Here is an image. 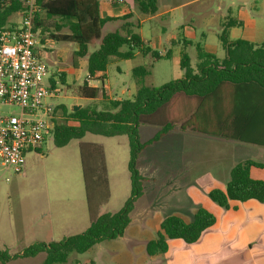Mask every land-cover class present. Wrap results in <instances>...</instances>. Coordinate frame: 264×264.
I'll return each mask as SVG.
<instances>
[{
  "label": "rangeland",
  "instance_id": "1",
  "mask_svg": "<svg viewBox=\"0 0 264 264\" xmlns=\"http://www.w3.org/2000/svg\"><path fill=\"white\" fill-rule=\"evenodd\" d=\"M103 6L100 8L103 9ZM241 14L249 21L234 28L229 38L234 40L251 37L257 43L264 44V0H198L179 12L176 10L163 18L144 22V36L151 44H154L153 38L157 39L162 30L166 29L174 37H179V45H174L172 58L155 63L151 62L150 57L141 55L132 60L111 58L106 67L109 93L119 99H131L134 93L123 94L121 91L136 85L137 78L132 70L140 66L149 69V74L142 78L143 85L147 87H159L181 78L183 71L178 64L181 52L188 55L192 67L196 63L197 49L211 52L222 59L224 51L218 39L221 24L226 17L238 20ZM21 16L12 15L10 23L15 25ZM40 18L46 27L43 34L41 29L36 31L37 37L45 44L40 49L41 60L46 64L49 75L63 72L66 77V85L58 86L60 96L48 101L54 104L50 121L54 124L64 121L63 113L58 108L60 105L67 111L72 106L108 110V99L100 98L95 101L76 97V88L87 75L88 55L98 49L99 42L88 47L85 57H77L76 44L49 39L51 37L48 34L56 33L55 24L62 22L56 18L45 19L43 15ZM184 27L192 33L188 44L183 43ZM110 31L112 29L104 27L101 34L103 36ZM60 33L67 34L66 27H62ZM155 46V50H158V46ZM124 50L126 48L121 49ZM75 69L78 71L77 79ZM0 112L4 115H17L19 108L4 106L0 108ZM38 114L48 121L45 115ZM159 128L156 125L140 124V141L150 139ZM174 129L140 154L137 166L140 174L146 176L147 182L143 184L142 197L135 202L130 214L131 221L124 235L100 242L83 254L71 253L65 263L58 264H164L161 254L147 256L145 245L155 238L160 220L176 214L174 207H166L165 204L176 198L177 191L162 188L156 190L154 187L159 181L172 184L173 172L165 176L161 172L162 169L174 167L183 148L188 149L192 144L202 153L211 147L209 143L198 139L187 143L184 141L187 140L185 135H177ZM241 147L236 160L252 159L264 163V148L247 145ZM81 152L90 169H95L98 165L104 169V184L96 181L95 174L91 176L90 181L93 182L89 199L82 173ZM127 162L126 136L107 138L86 134L80 140H71L63 147H56L49 134L39 149L25 153L22 174L13 176L8 182L0 181V252L7 251L14 255L38 241L46 244L59 242L65 237L82 233L89 226L92 215L97 217L103 213L117 212L130 193ZM257 173L264 174V171L259 170ZM196 176L199 178L198 186H204V175H188ZM161 205L164 208H159ZM187 215L185 213L184 218H193L189 215L186 217ZM42 257L39 254L33 258H17L4 264H38Z\"/></svg>",
  "mask_w": 264,
  "mask_h": 264
},
{
  "label": "trees",
  "instance_id": "2",
  "mask_svg": "<svg viewBox=\"0 0 264 264\" xmlns=\"http://www.w3.org/2000/svg\"><path fill=\"white\" fill-rule=\"evenodd\" d=\"M134 3L140 14L153 15L156 12L157 0H134ZM35 6L37 10L34 31L41 29V34L46 31L41 15L45 19H58L62 24H55L56 33L50 34V37L55 41L76 44L77 57H85L88 47L99 42L98 49L87 58L88 79L104 73L111 58L132 60L139 54L150 56L152 63L168 58V53L161 55L151 50L137 33L130 30L124 34L112 31L102 36L101 30L109 19L100 16L98 0H35ZM24 10L23 0H0V32L13 29L15 25L10 23L11 16L22 15ZM236 26H240V22L231 18H227L221 25L218 39L224 51L222 59L197 49V61L192 67L190 58L183 52L179 63L183 71L181 79L171 80L159 87H147L143 85L142 78L149 74V69L140 66L132 70L137 78V90L131 99L108 100V110L101 111L81 107L72 112L67 111L62 105L58 107L63 113L64 121L59 124L53 123L50 131L56 147H63L71 140H80L86 134L107 138L126 136L129 196L117 212L103 213L97 217L92 215L89 226L82 233L65 237L59 242L47 244L35 242L21 254L10 255L7 251H1L0 263L4 264L17 258H33L39 254L45 255L41 264L65 263L71 253L83 254L100 242L121 237L130 222L135 202L143 195V184L146 179L139 173L138 158L146 147L158 142L173 128L177 122L174 118V106L179 97L211 99L224 84L252 86L264 97V45H256L242 39L230 40L229 30ZM62 27H66L67 34L60 33ZM122 48L126 50L121 51ZM104 79V76L99 78L102 81ZM48 84L51 87L56 86L50 78ZM76 95L89 100L105 98L102 87L91 88L86 84L76 88ZM262 104L263 101L261 106ZM254 118L264 124V115L258 114ZM140 124L156 125L160 128L149 140L141 142L138 131ZM180 127L183 130L190 128L194 132L264 147V139H247L228 127L207 131L191 117ZM263 127L261 125V128ZM81 154L85 190L89 199L90 186L93 182L90 178L95 174L96 181L104 184V169L99 165L95 169H90L83 152ZM251 168L264 169V164L254 160H244L235 164L229 172L225 189L210 190L208 198L223 209L229 207V201L256 200L263 203L264 181L252 179ZM214 223L215 217L200 207L189 222L179 216L168 215L159 223L155 238L146 243V254L154 256L165 253L167 240L181 239L187 244H192Z\"/></svg>",
  "mask_w": 264,
  "mask_h": 264
},
{
  "label": "crops",
  "instance_id": "3",
  "mask_svg": "<svg viewBox=\"0 0 264 264\" xmlns=\"http://www.w3.org/2000/svg\"><path fill=\"white\" fill-rule=\"evenodd\" d=\"M98 1L100 16L103 19H109L103 28L108 27L112 31H118L121 34H124L127 30L137 33L151 50L161 55L168 53V58H162L159 60L161 61L172 58L173 47L174 45H179L180 39L179 37H174L168 30L163 29L159 36L156 37L157 39L153 38L154 44H151L144 36L143 23L163 18L176 10L179 12L181 9L192 6L198 0H157V9L153 15L138 13L134 0ZM101 5H104L103 9L100 8ZM127 16L130 17L127 18ZM227 18L230 17H226L225 20ZM20 20L21 18L15 23V26L19 24ZM233 20L240 22V26L232 27L229 30V35L234 28L243 26V23L248 18L244 14H241L238 20ZM187 30L188 28H183L184 32H188ZM184 32L183 37L185 41L183 43L188 44L192 33L188 32L185 34ZM48 35L50 36V34ZM242 40L256 45H264L263 43H257L251 37L242 38ZM40 43L45 46L44 41L41 42L40 40ZM155 45L158 46V50H155ZM182 53H180V57ZM138 55L136 54L135 57ZM180 57L178 64L180 63ZM113 59L121 60L117 58ZM77 72V69H75V79L78 78ZM101 76L105 77L103 81L99 80ZM49 78L52 79L57 87L59 84L66 85V77L63 72L50 74ZM87 78L88 73L83 82L78 86L86 84L91 88L102 87L105 94V98L103 99L123 100L109 93V87L106 84V70L104 73L96 74L92 79L87 80ZM136 90L137 84L131 85L121 92L123 94L129 92L132 95L133 93L135 94ZM76 97L78 96L76 95ZM100 98L94 100L96 101ZM262 101L264 102V97L258 94L254 87L247 85L234 86L231 84L222 85L211 99L201 100L179 97L176 100L174 118L177 122L171 130L175 128L174 130L177 135H185L187 140L184 141H187V143H192V140L198 139L209 143L211 147L210 150L202 153L198 152L192 144L188 149L183 148L177 156L174 167L172 169H162L163 171L161 172L164 176L171 173V171L173 172L174 181L172 184L159 181L154 188L156 190L162 188L163 190L174 189L177 191L176 198H173L172 201L169 200V205H167L168 203L165 205L166 207H174L176 209L175 215L181 217L186 222L191 221L192 218H184L185 213L189 217H193L195 211L200 207L215 217V223L203 231L199 239L192 244H187L181 239L167 240V250L161 254L164 264H264V202L260 203L256 200H247L245 202L229 201V207L223 209L214 204L207 196L210 190L225 189L231 168L235 164L244 161L236 160L238 152L242 150L241 146L264 147L194 132L190 128L183 130L180 127L182 123H187L191 117L192 120L207 131H217L228 127L247 139L263 140L264 127L261 128V125L264 126V124L254 118L258 114L259 116L264 115V104L261 106ZM247 114L249 117H246ZM259 170L264 171V169L251 168V178L264 180V174L257 173ZM198 173L204 175L202 180L205 181V185L202 187H199L197 184L199 180L197 176L188 177V175H197ZM143 177L146 179L145 182H147L146 176ZM159 203L161 204V202ZM159 208H164V206L161 205ZM40 255H43V261L45 255ZM42 261L38 264H41Z\"/></svg>",
  "mask_w": 264,
  "mask_h": 264
},
{
  "label": "built area",
  "instance_id": "4",
  "mask_svg": "<svg viewBox=\"0 0 264 264\" xmlns=\"http://www.w3.org/2000/svg\"><path fill=\"white\" fill-rule=\"evenodd\" d=\"M23 4L19 24L0 32V108H19L17 115L0 112V181L6 182L24 172L25 153L39 149L50 134L54 104L48 101L60 96L59 88L48 84L49 71L41 60L35 0Z\"/></svg>",
  "mask_w": 264,
  "mask_h": 264
},
{
  "label": "water",
  "instance_id": "5",
  "mask_svg": "<svg viewBox=\"0 0 264 264\" xmlns=\"http://www.w3.org/2000/svg\"><path fill=\"white\" fill-rule=\"evenodd\" d=\"M80 109V106H72L70 111L74 112Z\"/></svg>",
  "mask_w": 264,
  "mask_h": 264
}]
</instances>
